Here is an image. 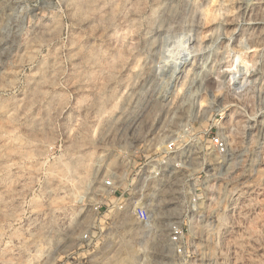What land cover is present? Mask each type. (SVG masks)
Masks as SVG:
<instances>
[{
	"label": "rangeland",
	"instance_id": "rangeland-1",
	"mask_svg": "<svg viewBox=\"0 0 264 264\" xmlns=\"http://www.w3.org/2000/svg\"><path fill=\"white\" fill-rule=\"evenodd\" d=\"M221 117L231 156L166 170L149 224L97 212L104 178ZM175 220L184 264H264V0H0V264H182Z\"/></svg>",
	"mask_w": 264,
	"mask_h": 264
},
{
	"label": "built area",
	"instance_id": "built-area-1",
	"mask_svg": "<svg viewBox=\"0 0 264 264\" xmlns=\"http://www.w3.org/2000/svg\"><path fill=\"white\" fill-rule=\"evenodd\" d=\"M221 119L223 118H214L209 126L200 131L192 127L191 130L179 133L162 148L161 155L163 156L154 168H150L149 162H146L138 171L129 166L104 178L99 195L100 203L96 207L97 212H101L104 206L109 212H114L116 209L120 211L129 209L130 213L140 222L149 224L152 218L151 200L147 197L149 185L159 182L166 174V170L171 168L175 171H185L206 167L209 170H215L220 160H226L231 156V146L221 132L222 127L218 126ZM207 158L212 162H206ZM130 175L133 176L131 180ZM173 187L171 185L165 190L170 192L173 190L172 194L175 199H179L177 196L180 194L179 190ZM189 189L191 192L185 196L186 210L182 213L183 216H189V214L194 216L204 199L200 184H193ZM169 230L174 252L184 260L182 262L184 264L188 260L185 258L187 224L183 220H175L170 224ZM87 237L88 235H85V238Z\"/></svg>",
	"mask_w": 264,
	"mask_h": 264
},
{
	"label": "bare ground",
	"instance_id": "bare-ground-1",
	"mask_svg": "<svg viewBox=\"0 0 264 264\" xmlns=\"http://www.w3.org/2000/svg\"><path fill=\"white\" fill-rule=\"evenodd\" d=\"M236 58V57H235ZM238 58V56H237ZM241 61V60H240ZM239 61V62H240ZM243 63H246L245 61ZM184 64H180L178 65V68L181 69V77L183 76L184 72H185V69L182 70V67L184 68ZM247 66V64H246ZM179 69V70H180ZM178 70V69H177ZM177 72V71H176ZM180 72V71H179ZM172 77V76H171ZM220 186V185H219ZM161 201V199H160ZM134 256V252L132 251V249H127V252L126 254H120L118 257H116L115 260H113L111 263L109 264H130L131 263V258Z\"/></svg>",
	"mask_w": 264,
	"mask_h": 264
}]
</instances>
